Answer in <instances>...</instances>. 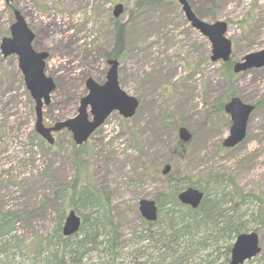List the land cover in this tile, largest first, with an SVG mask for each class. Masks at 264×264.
Here are the masks:
<instances>
[{
	"label": "rangeland",
	"instance_id": "1",
	"mask_svg": "<svg viewBox=\"0 0 264 264\" xmlns=\"http://www.w3.org/2000/svg\"><path fill=\"white\" fill-rule=\"evenodd\" d=\"M186 1L202 22L227 25L231 67L264 49V0ZM115 5L122 6L117 19ZM14 10L34 35L33 50L48 55L44 74L55 90L42 109L45 128L76 115L85 81L102 85L107 60L118 63L119 88L138 107L128 120L111 113L81 149L65 131L53 134L49 146L34 131V103L17 58L0 52V218L13 216L12 231L0 238V264H50L68 212L88 222L98 217L75 201L86 185L107 203L117 241L115 256L88 246L81 264H155L152 257L147 261L155 257L154 246L143 241L139 201L157 203L161 194L190 182L214 198L223 185L207 188V176L218 184L234 179L245 200L233 199L223 209L258 237L260 254L244 264H264V68L234 75L228 84L223 64L209 60V42L174 0H0V44L9 37ZM228 91L256 107L245 141L233 150L221 147L231 124L223 111L227 101L219 103ZM178 127L192 138L172 160L169 182L160 171ZM168 210L163 204L158 217ZM89 231L66 239L64 251L59 244L62 264H77L69 246Z\"/></svg>",
	"mask_w": 264,
	"mask_h": 264
},
{
	"label": "water",
	"instance_id": "2",
	"mask_svg": "<svg viewBox=\"0 0 264 264\" xmlns=\"http://www.w3.org/2000/svg\"><path fill=\"white\" fill-rule=\"evenodd\" d=\"M6 4L15 0H4ZM180 6L185 20L190 27L207 39L211 46L209 60L211 63H227L231 57V44L225 38L227 25L223 22L206 24L199 20L192 12L186 0H176ZM122 13V6L113 8L112 17L117 19ZM13 23L9 29V37L1 41L0 52L2 57L15 56L18 69L22 75L24 86L34 103L35 133L48 145H53L52 134L66 130L71 134L72 142L76 147L83 145L89 137L104 123L108 116L117 112L124 120L133 117L138 107V101L124 93L118 85L116 61H107L109 67L105 82L97 84L92 79L84 83L85 96L80 99L76 115L68 120L54 124L52 128H44L42 124V108L47 106L50 95L55 90L52 79L44 74L46 53L35 52L32 48L33 33L28 29L21 13L14 10ZM264 68V49L253 54H248L232 66L234 75L245 73L253 69ZM224 113L229 117L230 128L227 137L221 146L232 150L245 141L247 124L254 106L244 104L238 98H231L223 107ZM177 139L182 144L191 140L190 133L183 127L176 131ZM170 166L166 165L161 170V175L166 176ZM203 194L198 190L187 188L177 195V201L182 206L195 210L200 205ZM138 212L141 218L148 223L157 220V207L153 201L141 200L138 203ZM80 227V219L73 211L65 217L62 226L64 237L74 236ZM258 237L253 232L238 235L232 245L229 264H244L260 254Z\"/></svg>",
	"mask_w": 264,
	"mask_h": 264
},
{
	"label": "trees",
	"instance_id": "3",
	"mask_svg": "<svg viewBox=\"0 0 264 264\" xmlns=\"http://www.w3.org/2000/svg\"><path fill=\"white\" fill-rule=\"evenodd\" d=\"M223 68V77L230 84V80L234 76L231 71V64H223ZM229 91L221 98L220 107H222L223 102L234 97ZM185 146L177 141L165 159L164 165L172 166V160L181 156ZM75 149H81V147ZM166 180L171 182L170 175L166 176ZM202 182L207 188L219 189L221 185H223V188L219 190V194L214 198H210L207 193L200 191L203 193V199L196 210L180 206L176 199L181 191L190 186L196 187L193 184L194 182H190L184 188L183 186H174L168 193L161 194L158 197L156 203L158 212H160L163 204H168L172 210H168L161 219L158 217L155 223L149 224L142 220V224L145 226V233L147 234L143 241L154 246L150 250L155 257L149 254L147 261L151 260L149 257H152L155 264L229 263L230 249L234 239L246 231L242 228V224L234 219L232 215L228 216L227 212L229 211L223 209V206L230 204L233 199L243 203L245 198L242 197L237 189L234 179H227L224 184H218L216 177L207 176ZM82 187L80 191H77L76 203L80 202L83 207L86 206L89 210H93L98 214V217L93 222H88V216H83L81 219L82 223L78 234L86 227H89L90 231L80 238L76 246H69V248H73L71 252L79 256L77 264H81L84 257L83 252L88 246H93L94 251H98L99 247L102 246L107 251V256H115L117 241L116 228L111 223L108 205L104 202L102 195L92 191L87 185ZM72 193L73 195L75 194V186L72 188ZM12 217L3 216L0 218V238L8 235V233L10 234L12 231ZM66 242L65 238H60L58 235L55 241L56 249L54 250L53 258L50 259V264H62V259L58 257L60 252L58 246L63 243L61 250L64 251L67 247ZM145 249L149 248L145 247ZM71 258L73 259L74 257L71 256ZM113 260L114 257H110V262Z\"/></svg>",
	"mask_w": 264,
	"mask_h": 264
},
{
	"label": "flooded vegetation",
	"instance_id": "4",
	"mask_svg": "<svg viewBox=\"0 0 264 264\" xmlns=\"http://www.w3.org/2000/svg\"><path fill=\"white\" fill-rule=\"evenodd\" d=\"M106 68L108 69V66H107V64H106ZM106 69V70H107ZM105 77H106V74H105ZM104 81H105V78H104ZM78 109V108H77ZM76 113H77V111H76ZM121 118V117H120ZM62 132H64V131H62ZM66 132V131H65ZM68 133V132H67Z\"/></svg>",
	"mask_w": 264,
	"mask_h": 264
}]
</instances>
